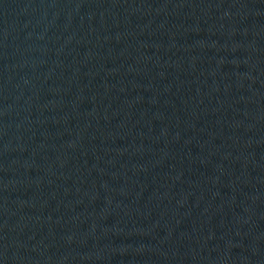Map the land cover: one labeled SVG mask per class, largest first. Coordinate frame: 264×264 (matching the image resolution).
I'll return each mask as SVG.
<instances>
[{"label": "water", "instance_id": "95a60500", "mask_svg": "<svg viewBox=\"0 0 264 264\" xmlns=\"http://www.w3.org/2000/svg\"><path fill=\"white\" fill-rule=\"evenodd\" d=\"M0 264H264V0H0Z\"/></svg>", "mask_w": 264, "mask_h": 264}]
</instances>
